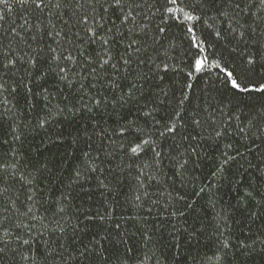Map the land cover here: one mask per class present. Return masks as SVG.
Instances as JSON below:
<instances>
[{"label": "trees", "instance_id": "obj_1", "mask_svg": "<svg viewBox=\"0 0 264 264\" xmlns=\"http://www.w3.org/2000/svg\"><path fill=\"white\" fill-rule=\"evenodd\" d=\"M236 2L207 0L195 10L199 20L184 21L180 12L167 13L165 7H184L193 0H177V5L135 0L146 10L142 22L149 35L160 36L161 51L167 49L170 57L163 81L149 73L151 65L133 58L125 66L119 59L131 25H122L119 11L111 9L109 45H102L103 32L95 40L81 33L79 50L72 52L76 63L61 62L67 79L50 70L49 64L55 68L50 60L38 64L39 71L19 61L12 73H0V264H90L81 256L86 250L96 257L94 264H264V206L257 203L264 197V121L246 109L229 119L231 105L227 98L221 104L212 87L220 83L217 74L223 79L216 65L225 66L236 43L226 31L230 21L237 27L232 21ZM239 2L243 11L237 19L245 27L238 32L246 31L256 47L264 45V6L259 0ZM141 9L138 23L145 14ZM223 12L229 15L222 17ZM30 17V9L12 3L0 28L3 42L8 43L5 30L15 26L19 31ZM53 23L61 26L55 19ZM187 26L194 27L206 48L205 71L210 74H194L188 81L193 88L185 89L189 113L206 109L201 112L206 130L193 132H202L194 155L179 137L150 135L163 131L180 95L178 88L175 96H164L160 89L168 91L173 79L184 83L191 54ZM158 27H165V33H157ZM216 31L226 39L217 38ZM133 38L152 55V39L138 29ZM44 39L57 47L50 37ZM109 55L110 64L101 70L97 61ZM38 59L43 61L44 54ZM140 73L149 79L138 80ZM129 121L143 129L145 139L158 141L161 157L153 159L149 151L132 158L127 149L134 145L119 131ZM213 128L222 135L217 137Z\"/></svg>", "mask_w": 264, "mask_h": 264}, {"label": "snow or ice", "instance_id": "obj_2", "mask_svg": "<svg viewBox=\"0 0 264 264\" xmlns=\"http://www.w3.org/2000/svg\"><path fill=\"white\" fill-rule=\"evenodd\" d=\"M16 3L24 6L26 9L31 10V17L25 18L24 23L19 25V31L17 27L10 26L5 30V36L8 37V43L3 42V37H0V73H12L19 61H24L29 64L32 68H36L37 65L42 62H48L49 60L55 62V68H49L52 71H57V75L60 76L61 80L67 79V71L64 67H61V62L76 63L75 58L72 55L73 50H79L80 45L77 40L80 39L81 33L84 34L89 40H95L100 33H105L101 37L102 45H109V39L106 38L109 33L113 31L112 28H107V17L109 10L113 12L119 11V17L122 25L130 24L131 27L128 29L130 33L128 37V43L124 46V53L119 55V59L123 61L125 66L136 58L140 64L151 65L148 71L153 76H158L161 81L165 79L170 69V64L167 62L170 57L167 55V49H163L161 38L159 35L150 36L149 29L146 24L142 21L147 19L146 10L141 9V5L136 4L135 0H0V28H3V22L6 19V13L11 10V4ZM184 3V0H181ZM207 0H193L191 5L185 4L184 7H165L167 13L180 12L184 21L199 20L200 17L196 16L195 10L197 6H204ZM166 4L177 5V0H166ZM259 4L264 6V0H259ZM141 9L145 14L141 17V22H137V17L141 16V12L137 11ZM243 11L239 0L232 6V12L235 15L232 17L237 27L231 26L229 22V28L227 39L235 40V45L231 47L227 62L223 68L217 64V68L223 72V79L219 74L216 76V81H219L217 86L213 82V91L217 93L216 99L221 104L224 103L227 98L228 103L231 105L229 109V119L233 118V113L236 111L248 110L250 113L255 112L256 117L261 121H264V45L256 47L255 44L249 43L246 38V31H239L238 28H244L245 26L240 24L239 17ZM135 13V14H134ZM228 12L221 13L222 17L228 16ZM67 16L68 20L64 17ZM60 23L59 29L57 24L53 23V20ZM176 20L179 17H172ZM32 20L35 23H32ZM71 21L72 23H69ZM67 29V31L65 30ZM75 29V31H73ZM139 30L140 34L146 39H152L153 47L151 48L152 55L149 56L148 50L145 47L144 42L133 38L136 30ZM157 33H165V27H158ZM254 32L255 29H252ZM21 32L24 35H21ZM187 32L191 34L190 40V55L188 57L187 68L188 71L184 76V83L173 79L171 86L168 91L160 89V93L167 96L169 92H172L175 96V90L178 88L180 95L176 96L175 104L172 107L171 113L165 118V123L161 125L163 131L157 129L150 135L158 137L170 136L173 139L179 137L181 142H187L189 147L188 151L191 154H197V146L199 140L197 136H201L202 132H197V135H193L197 129H205V119L201 117V112L206 109L197 107L194 111L189 113V106L191 105V98L187 95L185 89H192L193 84L188 82L194 74L207 75L210 74L205 71L207 68V57L203 56L206 51L205 47H202V41H198L194 34V27L187 26ZM63 33V35H62ZM91 34V35H90ZM73 36L76 38L73 39ZM215 36L221 40H225L226 37L222 35L220 31L215 32ZM45 37H50L57 45L56 48L51 47L45 43ZM36 45V47H33ZM227 47V45H225ZM256 50L253 51V48ZM45 48L47 51L45 52ZM106 52L111 50L105 48ZM144 53V57H141V53ZM44 54V60L38 59L40 54ZM112 57L109 55L108 59L98 60L97 63L101 70L104 69L105 65H109ZM224 60L223 53H221V61ZM113 69L116 68L115 64H111ZM161 69L163 75H161ZM28 76L32 75V72L25 69ZM64 75H61V74ZM92 73L96 74V68H92ZM43 74L39 78L42 79ZM198 78V76H197ZM138 80H147L149 76L144 73H140L137 76ZM2 81V77H0ZM143 85H141L142 87ZM135 88V85L133 86ZM4 88V83L0 82V89ZM15 90V89H13ZM31 91V89H29ZM131 96V92L129 93ZM187 102V103H186ZM100 101L97 100L96 104L99 105ZM172 104V101H169ZM147 106V105H146ZM215 113V110L213 114ZM145 116H150L151 111L145 112ZM235 119H239V116H235ZM160 122L157 121V124ZM215 123V121H212ZM250 124L252 121L249 122ZM120 133L123 140L131 146L128 151L132 154L133 159L139 158V155H147V152L151 151L154 154L153 159L161 157V152L157 151L160 147L157 140L145 139L143 129L135 125V122L129 121L126 125L120 127ZM215 135L220 137L222 130L213 128ZM240 132L243 133L244 129L241 128ZM121 147H124L122 144ZM231 147V145H228ZM228 159H234V157H228ZM188 161H184L187 164ZM227 163V159L224 161ZM183 167V165H181ZM264 179V177H261ZM3 189H0L2 191ZM249 197H252V193H248ZM31 200V197H28ZM254 199V197H253ZM257 203L264 206V197L261 198ZM31 209H29V212ZM119 227V226H117ZM18 239H21L18 237ZM24 245L29 244L28 240H23ZM3 249L0 248V252ZM81 256L89 261L90 264H94L95 256L91 251L86 250L81 253Z\"/></svg>", "mask_w": 264, "mask_h": 264}]
</instances>
